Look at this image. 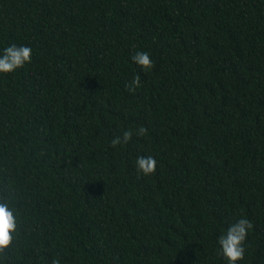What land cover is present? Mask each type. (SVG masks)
Listing matches in <instances>:
<instances>
[{"label":"trees","instance_id":"1","mask_svg":"<svg viewBox=\"0 0 264 264\" xmlns=\"http://www.w3.org/2000/svg\"><path fill=\"white\" fill-rule=\"evenodd\" d=\"M10 43L33 56L0 74V195L19 213L3 264H226L216 241L241 216L238 264H264V0H0Z\"/></svg>","mask_w":264,"mask_h":264},{"label":"clouds","instance_id":"2","mask_svg":"<svg viewBox=\"0 0 264 264\" xmlns=\"http://www.w3.org/2000/svg\"><path fill=\"white\" fill-rule=\"evenodd\" d=\"M33 49L26 44L10 43L0 48V74H10L31 63ZM131 61L147 72L154 66L151 54L147 50H136L131 55ZM139 75H134L129 91L134 92L140 87ZM147 129L143 126L135 130L136 136H144ZM132 129L123 130L120 136L111 139L113 147L126 145L132 140ZM158 161L153 155H137L134 167L138 174L145 177L154 174ZM19 228V213L11 195H0V254L12 245ZM253 223L245 216L236 219L234 223L223 229L217 238V254L224 257L226 264H238L245 256V242ZM3 264V259H0ZM50 264H61V259L53 257Z\"/></svg>","mask_w":264,"mask_h":264}]
</instances>
